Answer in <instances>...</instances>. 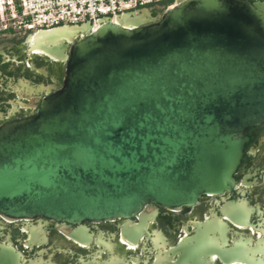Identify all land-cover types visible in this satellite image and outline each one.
Wrapping results in <instances>:
<instances>
[{"label": "water", "instance_id": "95a60500", "mask_svg": "<svg viewBox=\"0 0 264 264\" xmlns=\"http://www.w3.org/2000/svg\"><path fill=\"white\" fill-rule=\"evenodd\" d=\"M115 16L32 33L50 54L71 41V57L34 116L0 127L1 215L130 218L233 185L247 130L264 122V1ZM0 264H15L4 248Z\"/></svg>", "mask_w": 264, "mask_h": 264}, {"label": "flooded vegetation", "instance_id": "af4514ba", "mask_svg": "<svg viewBox=\"0 0 264 264\" xmlns=\"http://www.w3.org/2000/svg\"><path fill=\"white\" fill-rule=\"evenodd\" d=\"M66 44L62 55L50 54L29 32L0 31V127L34 116L62 87V59H70L73 43ZM246 135L227 190L82 224L0 214V251L15 264H264V122Z\"/></svg>", "mask_w": 264, "mask_h": 264}, {"label": "built area", "instance_id": "2783aa9c", "mask_svg": "<svg viewBox=\"0 0 264 264\" xmlns=\"http://www.w3.org/2000/svg\"><path fill=\"white\" fill-rule=\"evenodd\" d=\"M175 0H0V31L35 33L63 24L92 19L93 29L103 18L148 7L172 8Z\"/></svg>", "mask_w": 264, "mask_h": 264}, {"label": "trees", "instance_id": "16d2710c", "mask_svg": "<svg viewBox=\"0 0 264 264\" xmlns=\"http://www.w3.org/2000/svg\"><path fill=\"white\" fill-rule=\"evenodd\" d=\"M162 11H163V9H162Z\"/></svg>", "mask_w": 264, "mask_h": 264}]
</instances>
